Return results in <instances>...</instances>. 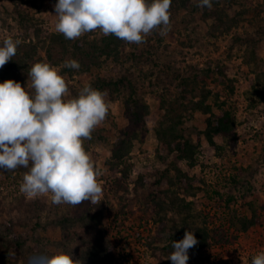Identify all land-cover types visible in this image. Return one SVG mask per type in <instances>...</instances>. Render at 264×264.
<instances>
[{
    "label": "rangeland",
    "instance_id": "obj_1",
    "mask_svg": "<svg viewBox=\"0 0 264 264\" xmlns=\"http://www.w3.org/2000/svg\"><path fill=\"white\" fill-rule=\"evenodd\" d=\"M186 1L187 6L170 8L167 35L155 30L142 44L121 40L116 52L105 53L89 47L102 45L106 36L99 31L76 40L55 31L54 0H0V46L9 36L22 41L0 69V83L12 79L33 91L28 72L34 63L47 62L60 69L69 98L90 84L106 93L109 106L83 145L102 169L100 204L56 205L50 195L27 199L19 188L28 169H0V264H39L36 257L59 250L72 252L82 264H172L169 236L193 232L194 223L204 219L227 231L212 249L200 254L197 245L189 249L187 264H251L264 252V224L248 232L233 226L255 214L264 220V101L256 106L246 94L251 81L264 74V0H215L211 9ZM69 59L79 62V70L62 66ZM209 65L226 83L209 81L208 87L235 86L221 97L234 123L214 136L217 148L207 135L210 115L199 107L204 88L191 83ZM204 104L218 112L214 98ZM171 121L182 138L166 146L171 134L158 132ZM183 143L194 148L195 164L180 152ZM116 153L121 159L113 158ZM182 200L193 202V214L201 215L190 219ZM157 203L169 219L162 240L151 216ZM81 217L85 222L67 229L50 225ZM6 234L27 238L23 251L5 250ZM102 245L98 257H85Z\"/></svg>",
    "mask_w": 264,
    "mask_h": 264
},
{
    "label": "clouds",
    "instance_id": "obj_2",
    "mask_svg": "<svg viewBox=\"0 0 264 264\" xmlns=\"http://www.w3.org/2000/svg\"><path fill=\"white\" fill-rule=\"evenodd\" d=\"M171 4L172 0H57L54 28L68 40L99 31L139 45L155 30L167 35ZM197 6L211 9L213 3L199 0ZM21 43L11 36L3 40L0 69ZM62 66L80 68L75 59ZM28 77L33 91L12 79L0 83V169H28L19 188L27 199L50 195L56 205L100 204L102 169L83 145L108 115L106 93L88 84L69 98L60 69L47 62L34 63ZM197 244L193 232L185 231L182 240L172 242L168 259L172 264H187L189 249ZM36 259L39 264H82L63 250ZM251 264H264V252L253 256Z\"/></svg>",
    "mask_w": 264,
    "mask_h": 264
},
{
    "label": "trees",
    "instance_id": "obj_3",
    "mask_svg": "<svg viewBox=\"0 0 264 264\" xmlns=\"http://www.w3.org/2000/svg\"><path fill=\"white\" fill-rule=\"evenodd\" d=\"M188 1L186 0H172L171 7H184L187 6ZM212 2H215V0H212ZM57 3V0H54L53 3V8L54 5ZM55 10V9H54ZM121 44V39L116 38L114 35H109L106 36L102 40V45H99L98 43H92L89 44L90 48L93 49V51L96 52H107L108 50L110 51H117L118 45ZM78 50L85 51L84 47H81L80 43H77ZM109 52V51H108ZM111 54V53H109ZM217 72V70L212 69L211 65H209L206 68L201 69L193 78V81L191 83H194L196 86H200L202 89L204 88L203 91V96L204 99L200 103L203 107L199 106L202 108V112L205 114L210 115L207 120V135L209 138V141L212 146L217 148V143L214 140V136L226 133L228 132L232 124L234 123V113L232 109L226 108V102L221 101V97L224 95L225 96V90L226 88H229L230 91H234L235 86L230 84V85H225V89L219 90V91H213L210 87H208V83L213 82L216 85L219 84H224L226 83L225 80L223 79V76ZM219 75V76H218ZM101 86L102 83L100 84ZM203 86V87H202ZM229 86V87H228ZM98 88V87H97ZM249 95V98L251 103L258 106L260 102L264 101V74L261 76H258L253 79L250 83V90L246 93ZM214 98L216 101V104L218 106V112H214L212 109V105H205L204 102L209 99V98ZM259 102V103H258ZM204 104V105H203ZM174 121V120H173ZM171 123L169 125H166L165 127L161 126V129L158 132V135H163L167 136L165 133H170L171 138H167V145H176L177 139L182 138V135L177 131V124ZM162 136V137H163ZM188 143H183V146L179 145V150L186 158L190 160L191 164H195L197 162V157L195 156L196 153L193 150L194 148L192 147H187ZM115 159H121V154H115L114 157ZM111 165V164H110ZM183 206L182 209L188 214V217L190 219L196 218V216H199L196 214H193V202H186L185 200H182ZM166 212V207L163 205V203H157L153 209L152 212V217L154 219V222L158 226V231H157V238L159 240H162L166 237V232H167V225H168V218L165 215ZM80 221L85 222L84 218H67L58 222H51L50 225H58L61 226L64 229H67L74 225L75 223H79ZM261 219L257 217L255 214L252 218H247V217H240L237 219L236 222H234V227H237L239 231L243 232H248L249 229L253 226L259 225V224H264ZM211 221L204 219L202 223H194L193 225V232L198 240V244L195 248V253L200 254L203 251H207L209 249H212L215 245L220 243L222 239V234H225L227 230L222 229L221 227H214L211 225ZM42 223L39 222L35 225V228H33L34 231L38 230L41 227ZM185 231L184 230H179L178 233L174 232L171 236H169V239L171 240V245L173 241H179L182 240L184 237ZM3 247L5 250L10 251L12 249L18 250V251H23L25 246L27 245L28 239L25 238L23 235L20 236H11L9 234H6L3 236ZM101 251H104L103 245L98 247H93L89 250V253L85 256L89 260H93L96 257H98L101 253Z\"/></svg>",
    "mask_w": 264,
    "mask_h": 264
}]
</instances>
